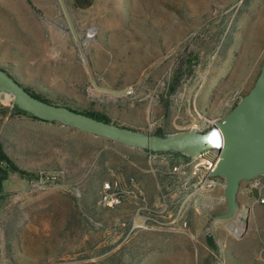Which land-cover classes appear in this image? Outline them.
Instances as JSON below:
<instances>
[{"label":"rangeland","instance_id":"rangeland-1","mask_svg":"<svg viewBox=\"0 0 264 264\" xmlns=\"http://www.w3.org/2000/svg\"><path fill=\"white\" fill-rule=\"evenodd\" d=\"M29 2L31 57L44 50L29 90L150 133L223 118L264 61V0H101L75 14L79 41L59 0ZM94 78L130 92L100 90ZM10 97L0 93V143L12 162L1 163L0 264H264V174L242 181L236 218L220 220L225 180L202 187L205 169L193 174L209 154L156 152L163 161H146L53 121L50 148L34 151V116ZM179 159L191 160L185 175L173 172ZM115 180L133 192L104 206V183Z\"/></svg>","mask_w":264,"mask_h":264},{"label":"water","instance_id":"water-1","mask_svg":"<svg viewBox=\"0 0 264 264\" xmlns=\"http://www.w3.org/2000/svg\"><path fill=\"white\" fill-rule=\"evenodd\" d=\"M59 3L74 37L79 41V33L66 0H59ZM93 84L110 93L130 92L129 88L114 89L101 85L96 78ZM0 90L8 91L19 109L41 120L68 125L129 147L154 152H175L189 157L218 151L215 167L209 174L225 180L227 209L216 215L220 220L236 218L242 181L264 174V61L252 88L223 118L213 121L205 117L203 126L195 125L190 129L164 135L98 119L69 105L47 101L26 89L1 67Z\"/></svg>","mask_w":264,"mask_h":264},{"label":"crops","instance_id":"crops-1","mask_svg":"<svg viewBox=\"0 0 264 264\" xmlns=\"http://www.w3.org/2000/svg\"><path fill=\"white\" fill-rule=\"evenodd\" d=\"M100 2L101 0H66L75 22L77 21L76 13H91L99 7ZM31 34V3L29 0H0V67L7 70L26 88H28L29 80L41 75L37 73L36 62L41 63L44 60L43 49L39 51L40 59L31 57V54L34 55L31 52ZM42 45L43 43L40 44ZM39 71L41 72V67ZM50 122L31 117V138L37 141L31 145V150L50 148L46 144L51 143L52 126ZM130 148L132 152L146 161H163L159 157L165 158L166 154L162 153L159 156V153L147 149ZM243 213H247V210Z\"/></svg>","mask_w":264,"mask_h":264},{"label":"built area","instance_id":"built-area-1","mask_svg":"<svg viewBox=\"0 0 264 264\" xmlns=\"http://www.w3.org/2000/svg\"><path fill=\"white\" fill-rule=\"evenodd\" d=\"M97 34V27L95 25L89 26L86 31V36L88 38H93ZM221 119V118H219ZM218 120V119H216ZM214 121V120H213ZM209 156H212L211 159H205V161H197V163L193 166V174L198 176L202 170L205 169L204 178L201 181L202 187H214L218 182L219 177L210 176V171L215 167L216 160L218 158V151L213 150L212 152H208ZM205 154V155H206ZM191 160H180L173 166V172L178 175H185L187 173V167L190 166ZM134 181V179L132 178ZM133 186H136L134 183ZM205 189V188H204ZM132 190L123 189L118 180L115 181H107L104 183L103 192L100 198V202L107 207H115L120 205L124 198L132 194ZM142 192V191H141Z\"/></svg>","mask_w":264,"mask_h":264},{"label":"trees","instance_id":"trees-1","mask_svg":"<svg viewBox=\"0 0 264 264\" xmlns=\"http://www.w3.org/2000/svg\"><path fill=\"white\" fill-rule=\"evenodd\" d=\"M26 89H28V88H26ZM29 90V89H28ZM30 91V90H29ZM34 93V92H33ZM35 94V93H34ZM36 96H38V97H40V98H43L42 96H40V95H38V94H35ZM43 99H45V100H47V101H50V100H48V99H46V98H43ZM50 102H52V101H50ZM18 111L19 112H21V113H27V112H25V111H23V110H21V109H19L18 108ZM84 112H86L87 114H89V115H92V116H94V117H96V118H98V119H102V120H106V121H111L108 117H106L104 114H102V113H100V112H92V111H84ZM35 117V116H34ZM35 118H37V117H35ZM156 134H159V135H164V133L163 132H161V131H159V132H156ZM152 152H154V151H152ZM156 153V152H155ZM176 154H179V153H176ZM180 155H182V154H180ZM183 156H185V157H188V156H186V155H183ZM188 158H190V157H188ZM2 161H6V162H8V163H10L11 162V159L8 157V155L5 153V151H4V148H3V145L0 143V193H1V188H2V181L5 179V175H4V173H5V171H4V169H3V167H2V165H1V163H2ZM12 163V162H11ZM208 243H209V245L212 247V248H214V249H217V244H216V242H215V240H214V238L212 237V236H209L208 237Z\"/></svg>","mask_w":264,"mask_h":264},{"label":"bare ground","instance_id":"bare-ground-1","mask_svg":"<svg viewBox=\"0 0 264 264\" xmlns=\"http://www.w3.org/2000/svg\"><path fill=\"white\" fill-rule=\"evenodd\" d=\"M1 92L0 93H5V96L6 97H8V94H10L8 91H6V90H0ZM10 98H12V97H10ZM248 213H243L242 214V218H241V223L240 224H243L246 220H247V218H248V215H247ZM237 224V223H236Z\"/></svg>","mask_w":264,"mask_h":264}]
</instances>
